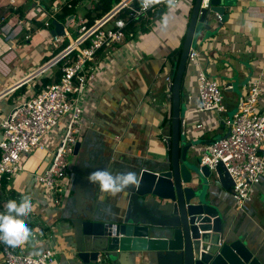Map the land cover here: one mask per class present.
Masks as SVG:
<instances>
[{
    "label": "crops",
    "instance_id": "1",
    "mask_svg": "<svg viewBox=\"0 0 264 264\" xmlns=\"http://www.w3.org/2000/svg\"><path fill=\"white\" fill-rule=\"evenodd\" d=\"M12 1L0 0V57L7 52L10 44L16 47L9 72L0 70V118L8 117L16 107L37 95L36 89L43 78H55L59 65L37 74L45 63L52 60L46 61L51 58L49 56L53 52V47L47 44V35L44 36L42 29L45 28L46 21L58 20L56 16L61 12L62 5L67 2L49 0L48 3L44 0L40 3L44 13H37L38 16L30 18L31 9L39 4L38 1L43 0H14V4ZM18 1L22 4L17 5ZM82 1L75 8V15L67 19H70L71 25L80 19L89 20L87 15L94 10L93 3L91 8L85 7V13L79 14L78 8L83 5ZM195 1L193 0V6ZM30 2L32 5L29 7ZM230 4L229 21L209 43H205L207 64L203 65L211 78L222 80L224 89L231 83L228 78L237 75V80L233 83L235 86L240 85V93L225 90L227 113L224 115L219 116L215 111L199 112L197 70L192 78L186 75L182 90V102L187 106L186 133L190 139L198 142L197 146L229 134L227 121L230 114L236 110L241 95H247L252 79L264 73V0H232ZM52 9L59 12L54 15ZM166 10L167 7L158 10L157 18L161 19ZM45 15L48 18L43 21ZM92 16H95L94 12ZM20 20L23 21V34L15 41H8L6 31L8 28H16ZM58 21L67 24L66 21ZM153 22H156L155 18L150 23L146 22V29L140 30L139 36L136 37L138 34L134 32L135 34L120 46L123 48L118 47L116 51L108 48L100 51L96 57V76L89 83L84 98L88 118L85 117L80 138L83 143L81 153L84 161L81 169L85 173L107 169L114 175L135 172L138 176L142 169L157 171L150 165V159L165 158L169 155L167 143L161 134L162 129L170 124L166 113L171 108L172 94L167 78L173 79L174 64L173 59L169 57L175 49L183 46L186 33L182 40L169 39L162 42L151 34L143 37L142 33L148 32ZM2 27H6L5 31L1 30ZM48 29L50 33L53 30ZM28 33H36L31 41L25 40L24 35ZM65 42L68 43V40ZM134 43L137 45V51H127L128 46ZM124 48L125 51H120ZM248 80L249 83L243 86ZM262 83L264 86V78ZM21 87H25L26 91L17 94ZM259 104L262 105L261 112L264 113V87ZM217 121L219 124L215 126ZM199 125H202V128H198ZM1 135L0 129V137ZM58 143L52 133L45 143L47 150L35 149L26 155L32 156L36 153V159L27 162L32 172H27L20 181L12 178L1 183L0 212L6 211L9 200L19 201L23 195H30L34 208L26 222L33 231V238L21 248L8 247L15 252L36 254L45 249H53L58 253L56 264H74L71 261L69 244L71 222L75 217L90 212L93 202L86 191L80 188V179L83 177H69L67 193L60 206L54 205L48 198V192L37 184V176L48 169L52 159L51 152L57 148ZM195 154L198 155V151L195 150ZM261 154L264 156V145ZM74 161L76 159L73 157V168ZM217 191L224 202L232 207L228 215L246 232L248 240L255 244L259 241L264 244V180L258 187L255 200L247 204L244 210L236 209L231 193L222 187ZM121 195L101 196L97 208L103 211L105 217H113L118 205L122 203L126 208L131 205L126 195H123L122 200ZM37 229L41 231L38 232ZM4 246L7 245L0 242V264H5Z\"/></svg>",
    "mask_w": 264,
    "mask_h": 264
},
{
    "label": "water",
    "instance_id": "2",
    "mask_svg": "<svg viewBox=\"0 0 264 264\" xmlns=\"http://www.w3.org/2000/svg\"><path fill=\"white\" fill-rule=\"evenodd\" d=\"M229 1L211 0L210 8L202 10V0L195 1L180 62L173 73L172 103L166 113L170 124L161 131L169 155L150 159L157 171L142 169L139 185L120 196L122 200L126 195L131 203L128 208L121 203L111 218L97 208L100 197L106 194L88 182L89 173L81 169L83 143L76 144L72 175L83 177L80 188L86 191L93 207L71 222L69 244L74 264H264L263 242L248 240L246 232L228 215L232 207L217 191L222 187L232 192L230 175L223 165L216 171L202 165L199 154H195L198 142L188 137L184 125L187 106L182 102V84L190 48L198 47L201 52V46L229 21ZM213 14L223 17L215 29L211 24ZM52 24L53 37L66 35L63 23L54 20ZM236 77L228 78L231 83L226 91L240 93V85L233 83Z\"/></svg>",
    "mask_w": 264,
    "mask_h": 264
},
{
    "label": "built area",
    "instance_id": "3",
    "mask_svg": "<svg viewBox=\"0 0 264 264\" xmlns=\"http://www.w3.org/2000/svg\"><path fill=\"white\" fill-rule=\"evenodd\" d=\"M101 0H92L94 4ZM112 10L102 18L89 25L87 19L78 20L76 35L71 37L68 27L70 19L65 25V36L54 37L55 49H61L64 41L68 45L50 62L45 63L37 74L44 73L52 66L63 61L62 76L58 82L45 86L32 98L27 99L21 106L16 107L6 118H0V185L4 179L11 180L19 173L24 172L22 166L23 155L33 150H47L44 139L55 129L63 118L68 122L66 130L61 135L60 143L51 152L52 159L48 169L37 176V184L50 196L53 204L60 206L67 193V181L73 173L72 159L74 148L83 133L84 109L82 101L89 88V83L95 78L97 66H94L96 57L105 49H117L135 33L129 31V25L135 23L136 33H141L143 21L154 20L158 10L167 7L161 2L143 10L137 0H118ZM180 0H177V5ZM14 4V0L12 1ZM211 0H202L201 10L209 9ZM15 10H18L15 8ZM56 15L59 11L52 9ZM55 18V17H54ZM217 22L223 17L216 15ZM53 21H46L45 28H51ZM23 21L20 20L16 28H8L6 39L15 41L23 34ZM6 27L1 30L5 31ZM54 29V27H53ZM36 33H34L35 35ZM33 34H25V40L31 41ZM16 47L9 45L7 52L0 57V70L9 72V65L14 59ZM13 55V56H12ZM193 64L197 69V89L200 99L199 112L215 111L219 116L227 113L224 103V92L218 81L211 78L207 68L201 62V52L198 47L189 51L188 65ZM264 73L253 78L248 85V93L241 96L232 120L227 121L229 134L209 143L196 146L201 163L211 171L223 165L230 175L232 197L237 210H244L252 203L259 185L264 180V156L261 154L264 145V113L258 110L262 96L261 83ZM173 83L172 78H167ZM215 126L219 121L214 123ZM185 125V123H184ZM198 128H202L199 125ZM40 232V229H37ZM5 264H56L58 253L53 249H45L36 254L33 252H15L8 246L3 247Z\"/></svg>",
    "mask_w": 264,
    "mask_h": 264
},
{
    "label": "rangeland",
    "instance_id": "4",
    "mask_svg": "<svg viewBox=\"0 0 264 264\" xmlns=\"http://www.w3.org/2000/svg\"><path fill=\"white\" fill-rule=\"evenodd\" d=\"M20 1V0H19ZM18 1V4L17 5H21L24 0H21V2L19 3ZM48 3H49V0H46ZM54 2L56 0H53ZM118 1V0H117ZM232 0H230L229 2H231ZM36 2V0L34 1ZM39 4H37L34 8L31 9L30 12L31 15H30V18L34 17V16H38L37 13L39 14H43L44 11L42 10V7L43 5H41L40 3H43V1H38ZM27 3V1H26ZM82 4L81 6H79L78 8V13L81 14V13H85L86 12V9L85 7H92V0H83L82 1ZM16 5V6H17ZM32 5V2L29 3V7ZM41 5V6H40ZM56 5H59L58 3H56ZM89 8V9H90ZM193 8V0H180L178 6L172 10V11H169V9L167 8L166 11H164V13L162 14V18L158 19V18H155L156 22H153L152 25H151V28L149 29V31L145 32V33H142V36L143 37H147L149 36L150 34L153 35V36H156L158 39H160V41L162 42L163 41H166V40H169V39H180L182 40L183 36H184V33H186V29H187V25H188V20H189V12L190 10ZM40 15V17H41ZM216 15L213 14L212 15V26L215 27V28H218L219 27V22H217V18L215 17ZM47 15H45V17L42 19L43 21L46 20ZM167 21V24L165 25L163 23V21ZM221 29H223V27H221ZM68 31L71 35L72 38H76L77 35H76V25L73 24V25H70L69 28H68ZM42 33L45 35H47V44L49 46H52L53 48V52H51L50 56L49 57H52L53 55H55V53H57V50H55V47H54V37L51 35L50 33V29L48 28H43L42 29ZM139 36V35H136V37ZM130 39V38H129ZM134 39H132L133 41ZM201 40V39H200ZM131 41V40H130ZM139 41V40H138ZM69 42V41H68ZM129 42V41H128ZM136 42V41H135ZM66 44V42L64 41V44L63 46ZM68 45V44H66ZM65 45V46H66ZM143 45V44H142ZM64 46V47H65ZM119 48H123V47H119ZM118 48V49H119ZM118 49H114L115 51L118 50ZM120 51H125V48L124 49H121ZM127 51H134L136 52L137 51V45L136 43H134L132 46H128L127 48ZM205 51V44H203L201 46V52L203 54V52ZM55 58V57H54ZM201 62L204 63V65L207 64V60H206V55L203 54L201 56ZM197 69L194 67L193 64H189L188 65V71H187V77L189 78H192L194 75L193 73L196 71ZM215 76V75H214ZM215 79V78H214ZM219 82V85L221 88H223V83H222V80L221 79H218L216 78ZM263 83H261V89H263ZM225 103V101H224ZM82 106H83V109H84V117H86V119L88 118L87 117V109L85 107V102L84 100L82 101ZM261 109L262 108V105L259 104V107H258V110L261 112ZM68 119L69 117H65L63 118V120L59 123V125L53 129V131L50 132V134L44 139V143H46V140L47 138L52 135V133H54V138L56 141H58L60 143V140H61V135L64 134L63 132H65L64 130H66V125H67V122H68ZM62 123H64V125H62ZM84 125H85V120H84ZM36 153L34 152V154L32 156H26V155H23L22 157V166L24 167V172L23 173H19L17 174L15 177H13L12 180H15V181H20L27 172H32L30 169V167L27 166V162L29 160L33 161L36 159ZM75 164V161L73 162V166ZM46 192V191H45ZM47 193V192H46ZM48 198L50 199V201L53 203L54 202V199L52 196H50L48 193Z\"/></svg>",
    "mask_w": 264,
    "mask_h": 264
},
{
    "label": "clouds",
    "instance_id": "5",
    "mask_svg": "<svg viewBox=\"0 0 264 264\" xmlns=\"http://www.w3.org/2000/svg\"><path fill=\"white\" fill-rule=\"evenodd\" d=\"M165 3L169 11L174 10L177 0H140L143 10L155 4ZM166 25L167 21H163ZM251 28L252 26L249 25ZM90 184L98 185L102 194L117 196L139 185L135 172L113 174L107 169L91 171L87 177ZM34 205L30 195H23L19 201L9 200L6 211L0 212V242L12 248H21L33 238V231L28 227L26 218L32 213Z\"/></svg>",
    "mask_w": 264,
    "mask_h": 264
},
{
    "label": "trees",
    "instance_id": "6",
    "mask_svg": "<svg viewBox=\"0 0 264 264\" xmlns=\"http://www.w3.org/2000/svg\"><path fill=\"white\" fill-rule=\"evenodd\" d=\"M81 1L82 0H67V2L64 5H62L61 12L59 14H57L56 19H58L62 22H65L68 18L74 16L75 10H76L75 8ZM118 2L119 1H117V0H101L99 3L94 4V10L90 11L87 15V18L89 19L88 20L89 25L93 24L95 22V20L102 18L104 15H106L108 12H110L112 10V8L114 7V5ZM139 4H140V0H137L135 5L138 6ZM93 12L95 13V16H92ZM158 13H156L154 15V18L158 17ZM20 14L23 15L22 10H20ZM146 22L147 21L142 22L141 27H140L141 30L146 29V28H144ZM51 28H53V25L51 26ZM137 29H138V27L136 26L135 23L130 24L129 28H128L129 31H133V32H136ZM66 44H68V43H66ZM64 46H62V48L60 50H58L57 53H55V55H53L51 58L47 59L46 61L53 59L67 45L65 47ZM181 54H182V45L179 48L175 49L169 57L170 59H173V64H174V71L173 72H175V70H176V68L180 62ZM63 64H64L63 61L59 62L58 71L56 72L54 79H51L48 77L42 79V81L40 82L41 84L36 89V92L39 93L42 90V88H44L45 86L50 85L54 82H58L60 80V78L62 76L61 68L63 67ZM186 75H187V72H185V74H184L183 84H184ZM183 84H182V90H183ZM20 89L21 90H19V92L17 94H22L23 92L26 91L25 87H21ZM171 94H172V92H171ZM0 156H1V150H0ZM5 181H6V179L3 180V182H5Z\"/></svg>",
    "mask_w": 264,
    "mask_h": 264
}]
</instances>
